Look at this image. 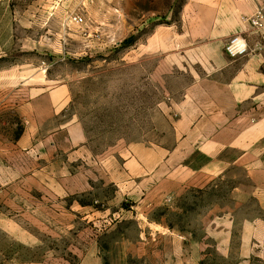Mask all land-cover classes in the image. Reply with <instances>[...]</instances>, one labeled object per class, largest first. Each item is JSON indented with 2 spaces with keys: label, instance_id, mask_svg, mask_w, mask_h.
Here are the masks:
<instances>
[{
  "label": "rangeland",
  "instance_id": "rangeland-1",
  "mask_svg": "<svg viewBox=\"0 0 264 264\" xmlns=\"http://www.w3.org/2000/svg\"><path fill=\"white\" fill-rule=\"evenodd\" d=\"M59 2L84 20L80 52L45 69L70 94L58 134L29 140L13 113L0 125V264H264V141L229 146L222 73L180 50L137 56L100 29L90 50L118 5Z\"/></svg>",
  "mask_w": 264,
  "mask_h": 264
},
{
  "label": "crops",
  "instance_id": "crops-1",
  "mask_svg": "<svg viewBox=\"0 0 264 264\" xmlns=\"http://www.w3.org/2000/svg\"><path fill=\"white\" fill-rule=\"evenodd\" d=\"M59 1L24 0L21 4L0 0V60L7 61L0 69V125L8 124L10 113L17 115L30 133L29 140L41 139L49 125H56L53 133L61 131L57 119L70 94L63 86L48 88L51 80L45 69L80 52V26L65 21L69 14L62 15ZM111 1L118 8L110 14L118 17H105L103 27H91L86 48L94 50L98 45L95 38L100 29L107 36L118 33L120 46L125 44L126 50L135 46L137 56L142 52L154 58L160 52L180 50L187 52V59L198 58L215 66L222 73L217 75L220 95H216V106L222 122L236 135V142L229 146L250 148L264 141V30L256 31L248 22L259 10L264 11V0ZM74 11L71 7L70 12ZM149 27L146 38L139 40L140 32ZM235 36L247 39L252 51L249 56L232 60L226 55L225 44ZM227 69H231V77L220 84ZM250 121L253 135L241 143L240 125ZM255 239L254 233L248 238L253 245Z\"/></svg>",
  "mask_w": 264,
  "mask_h": 264
},
{
  "label": "built area",
  "instance_id": "built-area-1",
  "mask_svg": "<svg viewBox=\"0 0 264 264\" xmlns=\"http://www.w3.org/2000/svg\"><path fill=\"white\" fill-rule=\"evenodd\" d=\"M70 21L78 25L83 24L84 20L79 16H71ZM248 22L251 27L256 31L264 30V11L259 10L253 17H251ZM226 55L232 60H239L245 58L251 54V49L249 42L245 37L235 36L230 38L224 47Z\"/></svg>",
  "mask_w": 264,
  "mask_h": 264
}]
</instances>
